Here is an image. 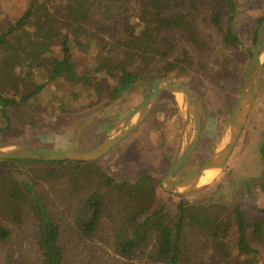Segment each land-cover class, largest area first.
Returning a JSON list of instances; mask_svg holds the SVG:
<instances>
[{
  "label": "rangeland",
  "instance_id": "rangeland-1",
  "mask_svg": "<svg viewBox=\"0 0 264 264\" xmlns=\"http://www.w3.org/2000/svg\"><path fill=\"white\" fill-rule=\"evenodd\" d=\"M30 2L31 0H0V33L17 21ZM197 2V11L191 6L193 4L191 0H188L185 8L179 7L177 12L183 15L192 8L196 20V33L209 46L206 48L210 51L204 57L203 67L183 71L181 77L171 80L190 91L200 110L203 132L199 144L177 178H183L195 171L219 142L243 89L253 45L252 32L254 30L256 32L264 17V0H197ZM217 9L222 16L220 20L222 29L227 27V19L232 11L234 31L241 42L235 49L225 47L221 43V36L210 24L214 10ZM93 17L100 19L96 14ZM135 22V16L128 18V23ZM102 28H106L108 33H103ZM88 29L91 36L95 35V40L88 39L80 48V43L73 44L71 40L68 42L71 62L67 70L78 76L85 75L92 66L98 64L100 52L102 47L104 48L98 38L110 41V36L121 32L122 26L114 17L100 19L99 23L88 25ZM59 34L64 38L63 34ZM59 34L45 32L41 35L40 32L33 31L27 34L29 36L26 34L21 36L27 37L28 42L43 44V49L29 51L37 53L35 56L37 61L32 64L35 73L30 75L36 83L41 84L46 80L44 67L50 66L45 60L50 61L54 57L62 59L63 55L59 48V40L62 39ZM13 36L17 43V32ZM175 37L176 54L181 55L184 49L193 51L194 47L187 39L180 34H175ZM220 54L222 59L219 58ZM223 56L227 61H233L231 72L229 71L231 67L228 65L226 67V62L223 67ZM203 69L207 72L198 74ZM0 73H2L0 90L10 96L17 94L15 89L17 86L21 88L17 83V76L21 73L17 71V49L11 53L6 48L0 49ZM153 82L150 78H145L133 93L124 98L118 108L114 106L115 103L107 106L104 102L96 107L82 108L86 107L84 99L76 98V92H84L87 88L85 84L74 85L73 93L68 96L66 81L50 83L27 105L9 109L8 128L0 118V146L21 144L64 152L88 151L101 143L115 123L147 97ZM106 83V80H103L98 87L93 83L87 84L89 88L97 91V96H100ZM87 97L90 98L88 95ZM121 114H124L123 117L117 120ZM182 126V113L174 97L162 93L151 113L135 132L103 158L83 163L73 176L68 165L54 168L49 163L0 162V199L4 200L0 201V224L10 231L9 238L0 241V264H40V229L34 217L33 201L27 192L28 187L42 197L46 208L59 223L65 264H152L144 255L124 259L116 254L115 246L119 242L120 229L126 222L131 204L123 195L106 185L105 177L100 176L112 178L117 185L125 183L128 186L140 184L141 179L146 177L155 188L156 181L160 182L169 169ZM192 131L193 129L189 136L192 135ZM263 142L264 66L257 100L223 171L213 182L185 195L167 193L158 183L160 189L154 193L156 198L146 202L149 208L147 215L162 208L168 220L174 219L177 217V205L181 199L184 205L202 206L209 202L214 194L212 200H217L219 191H222L229 199L224 201L226 205L222 216L227 220L228 250L233 249L236 232L231 218L232 207L239 204L245 212L253 214V208L261 205L255 191L248 196L239 188L244 189L245 183L258 178L261 170L258 151ZM4 179L12 181L14 186L18 185L25 199L18 202L6 196ZM253 187L254 183L251 184V190ZM236 189L240 191L237 197L234 196ZM93 191L102 195L104 210L95 233L85 236L78 231L76 223L82 215L79 209L82 200ZM213 191L214 194L210 196ZM216 262H208V255L202 242L196 238L192 258L188 264H223L218 263V260Z\"/></svg>",
  "mask_w": 264,
  "mask_h": 264
},
{
  "label": "trees",
  "instance_id": "trees-1",
  "mask_svg": "<svg viewBox=\"0 0 264 264\" xmlns=\"http://www.w3.org/2000/svg\"><path fill=\"white\" fill-rule=\"evenodd\" d=\"M191 2L194 11H197V0H191ZM187 3L188 0H31L17 21L0 33V49L6 48L10 53L17 49V71L21 72L17 76V83L21 85V88L17 86L15 89L17 94L10 96L0 90V118L8 128L10 126L9 109L27 105L50 83L66 81L68 96L73 93L74 85L85 84L87 88L84 92H76V98L84 99L86 107L82 108L96 107L102 102L107 106L115 103L114 106L118 108L124 98L133 93L145 78L153 81L171 80L181 77L183 71L203 67L204 57L210 50L196 33V20L192 14V8L183 15L177 12L179 7L185 8ZM229 6L232 7L230 4ZM95 14L101 20L115 17L121 24L122 30L110 36V41L97 37L104 46L100 52L98 64L92 66L85 75L78 76L73 71L67 70L71 62L68 42L71 40L73 44L80 43V48L88 42V39H96L95 35L91 36L88 29V25L100 22V19L93 17ZM133 16L136 22L128 23V18ZM221 19L218 9L214 10L210 24L221 36V43L225 47L235 49L241 42L234 31L232 11L225 29H222L220 25ZM33 31L40 32L41 35L48 32L61 33L64 36L63 38L59 34L62 39L59 40L62 59L55 57L50 61L45 60L47 57L43 59L50 67H44L47 77L41 84L36 83L30 76L35 73L32 64L35 60L37 61L35 57L37 53L29 51L43 49V44L28 42L27 37H21ZM16 32L17 43L13 36ZM102 32L108 33L106 28H102ZM175 34H180L187 39V42L194 47L193 51L184 49L181 55L176 54ZM67 37L70 39L68 40ZM254 37L255 30L252 32V44ZM219 58L222 59L221 54ZM223 58V67L226 62L225 65L231 67L229 69L231 72L233 61H227L224 56ZM206 72L203 69L198 74ZM1 77L2 73H0V82ZM103 80L107 83L103 86L100 96H97V91L89 88L87 83H93L95 87H98ZM123 115L117 117V120ZM258 154L261 169L258 178L251 179L244 184V189L240 187L239 190L247 193L248 196L255 191L261 205L253 208V214H248L240 208L239 204H234L231 218L234 222L236 237L235 247L230 250L226 240L227 220L222 216L226 205L224 201L229 199L222 191H219L218 199L215 201L212 200L215 197V190L211 192L210 196L214 194L211 200L202 206L184 205L181 199L177 205V217L168 220L162 208L147 215L149 208L146 202L156 198L154 193L160 189L158 180L156 187L153 188L149 178L146 177L141 179L140 184L128 186L125 183L117 185L112 178L100 176L105 177L106 185L123 195L131 204L126 222L120 229L119 242L115 246L116 254L124 259L144 255L152 264H188L192 258L194 240L199 238L208 255L209 263H217L216 260H218V263L223 264L224 262L225 264H264V142ZM34 163L45 164V162ZM49 164H52L54 168L68 165L73 176L83 163ZM3 181H5L6 196L18 202L25 199L18 185L14 186V183L9 180ZM253 183L254 187L251 190ZM240 191L236 189L234 196L237 197ZM27 192L32 197L34 217L40 229V264H65L59 223L46 208L42 197L29 187ZM9 200H7L8 203ZM0 201L4 202L2 199ZM79 209L82 215L78 218L76 227L83 235L91 236L95 233L103 214L102 195L97 191L89 193L82 200ZM9 236L10 231L0 224V241L7 240Z\"/></svg>",
  "mask_w": 264,
  "mask_h": 264
},
{
  "label": "water",
  "instance_id": "water-1",
  "mask_svg": "<svg viewBox=\"0 0 264 264\" xmlns=\"http://www.w3.org/2000/svg\"><path fill=\"white\" fill-rule=\"evenodd\" d=\"M264 66V17L255 32L250 52L243 89L235 102L224 132L209 157L192 173L175 180L184 164L195 150L200 136V112L190 91L170 79L155 80L147 97L130 113L115 123L105 139L88 151L64 152L55 149H41L21 144L0 146V162H73L86 163L96 161L109 154L123 140L135 132L153 110L162 93L172 95L177 102L183 117V126L179 135L174 157L167 173L160 179L163 191L173 195H185L195 189L213 182L223 171L249 115L257 100L262 81ZM192 135H190V131ZM207 174L211 176L206 183L199 182Z\"/></svg>",
  "mask_w": 264,
  "mask_h": 264
},
{
  "label": "flooded vegetation",
  "instance_id": "flooded-vegetation-1",
  "mask_svg": "<svg viewBox=\"0 0 264 264\" xmlns=\"http://www.w3.org/2000/svg\"><path fill=\"white\" fill-rule=\"evenodd\" d=\"M199 112H200V110H199ZM200 119H201V126H200V136H199V141H198V144H199V142H200V140H201V134H202V132H203V123H202V117H201V114H200ZM197 144V145H198ZM197 147V146H196ZM196 149V148H195ZM194 152V151H193ZM178 179H180V178H177V176H176V178H175V180H178Z\"/></svg>",
  "mask_w": 264,
  "mask_h": 264
},
{
  "label": "bare ground",
  "instance_id": "bare-ground-1",
  "mask_svg": "<svg viewBox=\"0 0 264 264\" xmlns=\"http://www.w3.org/2000/svg\"><path fill=\"white\" fill-rule=\"evenodd\" d=\"M211 175L210 174H207L205 177L201 178L199 182H207L208 181V178L210 177Z\"/></svg>",
  "mask_w": 264,
  "mask_h": 264
}]
</instances>
